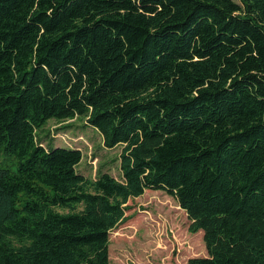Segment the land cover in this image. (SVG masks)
<instances>
[{
	"label": "trees",
	"instance_id": "obj_1",
	"mask_svg": "<svg viewBox=\"0 0 264 264\" xmlns=\"http://www.w3.org/2000/svg\"><path fill=\"white\" fill-rule=\"evenodd\" d=\"M74 118L120 178L38 137ZM146 189L203 232L187 264H264V0H0V264H109Z\"/></svg>",
	"mask_w": 264,
	"mask_h": 264
},
{
	"label": "rangeland",
	"instance_id": "obj_2",
	"mask_svg": "<svg viewBox=\"0 0 264 264\" xmlns=\"http://www.w3.org/2000/svg\"><path fill=\"white\" fill-rule=\"evenodd\" d=\"M83 123L50 119L37 134L45 145L79 148L76 169L84 176L108 172L120 178L121 145L105 147L98 131ZM127 203L125 218L109 231V264H187L190 257L207 256L203 232L189 231L186 212L165 191L146 189Z\"/></svg>",
	"mask_w": 264,
	"mask_h": 264
}]
</instances>
